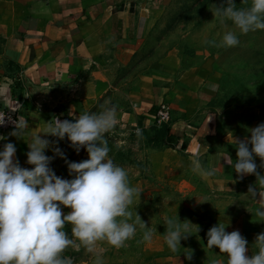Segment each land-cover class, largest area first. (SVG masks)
<instances>
[{"label":"crops","instance_id":"1","mask_svg":"<svg viewBox=\"0 0 264 264\" xmlns=\"http://www.w3.org/2000/svg\"><path fill=\"white\" fill-rule=\"evenodd\" d=\"M148 12L140 0H0V110L28 121L22 138L10 135L14 129L0 132L5 137L0 149L13 142L21 166L30 169L28 144L56 118L75 120L115 104L117 126L105 137L110 158L128 170L131 186L138 189L134 201L155 199L173 185L196 198L201 187L213 188L211 199L222 204L217 202L222 210L215 209L178 251L163 248L160 235V247L168 251L157 254V264H227V254L207 246V232L219 222L228 232L240 231L251 256L264 228L252 224L249 201L234 192L241 178L226 163L235 164L221 135L219 81L189 74L174 80L164 67L144 63ZM163 104L173 119L161 137L156 116ZM44 138L51 144L49 156H55L53 148L71 144L67 137ZM81 153L89 158L86 149ZM196 157L216 174L194 173Z\"/></svg>","mask_w":264,"mask_h":264},{"label":"clouds","instance_id":"2","mask_svg":"<svg viewBox=\"0 0 264 264\" xmlns=\"http://www.w3.org/2000/svg\"><path fill=\"white\" fill-rule=\"evenodd\" d=\"M244 7H237L236 0H221L219 6L211 9L215 19L225 27L219 40L207 41L212 46L231 48L240 43L239 36L256 30H264V0H241ZM231 27H228V24ZM118 122V108L108 103L96 113H84L75 120L56 118L46 130L32 137L28 144L27 164L22 167L16 157L17 148L13 142L5 143L0 149V264H73L66 258L69 247L83 246L95 256L94 264H103L97 252L98 242H106L117 249L143 230L142 242H150L153 230L130 206L138 189L131 186L129 172L116 164L109 153L106 133L112 131ZM5 120L0 122L3 125ZM15 129L11 136L22 138L28 128V121L21 116L13 121ZM250 137L235 138L237 159L232 165L226 161L241 178L254 174L255 185L248 189L249 199L259 208L255 215L264 218V174L258 171L255 157H259L260 168H264V122L248 129ZM42 134H44L42 136ZM137 130V135H140ZM44 136L65 137L79 154L86 149L89 158L75 162L67 159L59 148L52 150L67 164L72 179L58 176L50 167L55 156L46 154L51 147ZM5 137L0 136V140ZM192 171L199 175L213 176L216 169L202 166L199 157L192 160ZM64 207L71 210L65 214ZM264 222V221H262ZM72 225V236L65 231V225ZM164 241L172 252L182 247L181 241L192 235L189 220L166 217ZM219 222L207 232V246L218 247L227 254V264H264V232L259 233L253 245L257 249L247 255L248 241L239 230L226 231ZM197 231H200L198 227ZM189 260L192 254L186 253ZM211 264H220L213 260Z\"/></svg>","mask_w":264,"mask_h":264},{"label":"rangeland","instance_id":"3","mask_svg":"<svg viewBox=\"0 0 264 264\" xmlns=\"http://www.w3.org/2000/svg\"><path fill=\"white\" fill-rule=\"evenodd\" d=\"M145 3L151 19L150 34L145 57L142 60L152 69L164 67L174 80L189 74L203 79L214 78L219 81L220 93L216 98V109L220 119L223 144L228 149L229 159L235 163L237 148L235 138L250 137L248 129L264 122V30H256L240 35V43L231 48L212 46L207 41L219 40L225 27L215 19L211 9L219 6L221 0H140ZM249 4L251 0H248ZM237 7H244L241 0H236ZM216 4V5H215ZM228 27H231L229 22ZM61 150L70 161L85 160L66 145ZM258 171L261 160L255 157ZM56 174L66 179L69 175L65 160L58 155L50 164ZM241 178V177H240ZM254 174L245 175L238 184L240 189L235 195L245 198L250 204V220L258 228H264V218L255 215L259 205L249 199L248 189L255 185ZM157 198L145 202L138 198L130 206L133 219L138 213L148 227L153 230L150 242H142V229H137L136 236L129 240L125 247L119 249L98 242L97 252L103 264H157V254L167 252L166 243L159 242L160 235L166 231V217L189 220L192 234L205 223L217 207L211 199L214 191L210 187H201L198 198L189 197L185 189L166 186ZM191 194V192H188ZM192 196V195H191ZM219 203V202H218ZM222 205L221 203H219ZM222 210V208H219ZM71 209L64 207L67 214ZM214 221V219H211ZM72 225H65V231L72 236ZM189 237H192L191 235ZM189 239V238H188ZM163 246V248L160 247ZM73 264H94L95 256L83 246L79 249L69 247L63 254Z\"/></svg>","mask_w":264,"mask_h":264},{"label":"built area","instance_id":"4","mask_svg":"<svg viewBox=\"0 0 264 264\" xmlns=\"http://www.w3.org/2000/svg\"><path fill=\"white\" fill-rule=\"evenodd\" d=\"M20 115L18 113L7 110H0V122L5 120L3 125H0V132L15 129L13 121L18 120ZM157 127L162 128L164 125H169L173 119L172 111L169 105L163 104L157 112Z\"/></svg>","mask_w":264,"mask_h":264},{"label":"trees","instance_id":"5","mask_svg":"<svg viewBox=\"0 0 264 264\" xmlns=\"http://www.w3.org/2000/svg\"><path fill=\"white\" fill-rule=\"evenodd\" d=\"M168 126L169 125H164L161 129V134H160V136L161 137H163V136H165V134L167 133V130H168Z\"/></svg>","mask_w":264,"mask_h":264}]
</instances>
